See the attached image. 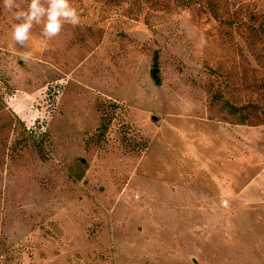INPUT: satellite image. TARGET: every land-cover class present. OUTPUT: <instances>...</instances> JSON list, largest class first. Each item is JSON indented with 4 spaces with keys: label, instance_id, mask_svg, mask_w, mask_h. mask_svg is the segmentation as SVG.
<instances>
[{
    "label": "rangeland",
    "instance_id": "rangeland-1",
    "mask_svg": "<svg viewBox=\"0 0 264 264\" xmlns=\"http://www.w3.org/2000/svg\"><path fill=\"white\" fill-rule=\"evenodd\" d=\"M72 3L0 0V264H264V0Z\"/></svg>",
    "mask_w": 264,
    "mask_h": 264
},
{
    "label": "clouds",
    "instance_id": "clouds-1",
    "mask_svg": "<svg viewBox=\"0 0 264 264\" xmlns=\"http://www.w3.org/2000/svg\"><path fill=\"white\" fill-rule=\"evenodd\" d=\"M2 7L16 21L11 26V39L24 48L29 46L34 26H41V35L52 40L66 24L77 27L81 22L72 0H25L23 6L18 0H2ZM22 59L27 61L30 54L25 53Z\"/></svg>",
    "mask_w": 264,
    "mask_h": 264
},
{
    "label": "water",
    "instance_id": "water-1",
    "mask_svg": "<svg viewBox=\"0 0 264 264\" xmlns=\"http://www.w3.org/2000/svg\"><path fill=\"white\" fill-rule=\"evenodd\" d=\"M158 74H159V70H157V69H154V70L151 71V77H152L153 81L156 84H159L160 83V80L158 78Z\"/></svg>",
    "mask_w": 264,
    "mask_h": 264
},
{
    "label": "trees",
    "instance_id": "trees-1",
    "mask_svg": "<svg viewBox=\"0 0 264 264\" xmlns=\"http://www.w3.org/2000/svg\"><path fill=\"white\" fill-rule=\"evenodd\" d=\"M248 108H250V106L237 107V113L242 112ZM241 116L242 118H244V115H241ZM259 122H264V117H262V119H259Z\"/></svg>",
    "mask_w": 264,
    "mask_h": 264
}]
</instances>
